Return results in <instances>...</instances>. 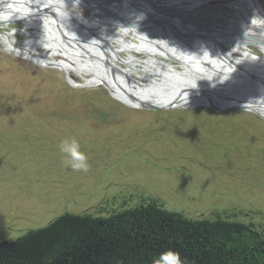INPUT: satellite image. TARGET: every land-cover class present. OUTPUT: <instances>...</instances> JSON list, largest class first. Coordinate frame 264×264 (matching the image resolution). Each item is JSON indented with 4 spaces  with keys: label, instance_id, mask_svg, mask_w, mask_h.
Returning <instances> with one entry per match:
<instances>
[{
    "label": "rangeland",
    "instance_id": "374dc122",
    "mask_svg": "<svg viewBox=\"0 0 264 264\" xmlns=\"http://www.w3.org/2000/svg\"><path fill=\"white\" fill-rule=\"evenodd\" d=\"M149 1L147 4H158L157 0ZM185 1L183 11L196 8L200 15L212 9L204 2L216 0ZM0 2L25 4L15 10L32 7L27 5L31 0ZM76 3L47 4L55 7L42 11L60 20L99 19L82 30L91 40L88 48H95L99 56L82 54L91 60L96 57L114 79L122 75L104 58L114 59L115 66L141 84L165 79V72L158 70L162 61L174 70L186 71L185 66L158 55V43L151 40L143 43L139 37L118 35L102 40V31L120 34L122 24L92 5H88L91 9L79 3L83 9ZM256 3L264 9V0H245L238 6L254 22L251 26L264 33V11ZM140 5L151 9L146 3ZM133 14L124 16L131 19ZM0 17V243L16 241L65 213L108 217L150 198L190 219L223 218L264 229V112H222L191 104L166 110L130 106L112 83L89 86L88 82L101 72L78 66L59 42L36 45L40 41L36 34L48 31L23 19ZM137 18H145L140 10ZM237 21L248 28L244 20ZM219 30L226 33L223 28ZM150 36L159 37L157 32ZM226 41L243 52L247 50L245 45ZM24 43L28 50L35 47L33 51L50 55V62L66 65L71 79L82 86H73L58 65L44 62L39 55L29 56ZM140 44L149 52L140 51ZM8 45L15 48L8 49ZM132 45L138 46L126 52ZM119 49L124 52L115 57L114 50ZM153 53L160 62L149 63ZM236 56L245 58L243 53ZM251 66L254 71H264L260 62H251ZM134 88L140 89L138 85ZM168 91L174 94L175 90ZM130 100L137 104L133 97ZM66 136L78 139L87 154L90 168L86 173L62 164L58 144Z\"/></svg>",
    "mask_w": 264,
    "mask_h": 264
},
{
    "label": "bare ground",
    "instance_id": "6f19581e",
    "mask_svg": "<svg viewBox=\"0 0 264 264\" xmlns=\"http://www.w3.org/2000/svg\"><path fill=\"white\" fill-rule=\"evenodd\" d=\"M157 1H158V4L161 6H165V7L172 6V8L177 10L179 15L182 12H184L181 8L182 4L188 2L185 0H157ZM243 1L245 0H216L215 2H204L208 6H212V9L204 13H201L200 15L198 13L199 11L196 8L189 9V10L186 9L185 11L190 16L196 17L198 21L200 22L199 24H202V26H204L208 32H214L217 38L221 37L219 39V41L221 42L220 44L230 47L232 49L231 51H229L231 56L236 58L237 57L236 54L243 53L245 57H248L249 56L248 51L251 49H254V48H251L249 44L256 48L259 47L264 42V33L259 31V28L255 26H251V24L254 22L249 21L248 15L242 10L243 8L238 6V5L243 6V4H240V2H243ZM63 2L67 3L64 5H68L73 2H78L82 4L85 3L84 6H87L88 8H91V9L92 7L88 5H92L94 8H97V6L93 5L94 3L99 6L104 7L107 11L104 13L108 15H110L109 14L110 12H113V13L115 12V13H118L124 16V14L127 15L128 13L132 12L134 13L133 14L134 16H132L131 18H134V19H139L137 18L139 14V10L144 16L154 17L160 21H164L165 18L167 19L170 17L169 10L162 8L157 3L147 4L151 2L149 0H141L140 2L138 0H31V2L27 3V5L32 6V7H28L26 9L21 8L19 10H15V7H20L22 5L25 7V4L13 5V4H10L9 2H6V3L3 2L4 4L0 2V8L2 10L0 15L4 16L7 20L11 18L17 19V20L23 19V20H26L28 25L30 24L36 27L40 26L43 30L48 31L47 33L36 34V36H38L37 38H39L40 40V41L35 42L36 45H39L40 43L45 42V41H51V43L59 42L63 46V48L66 50L69 57L73 61H75L78 64V66L88 67V68H91V70L98 69L101 72L100 75L94 77L88 82L89 86L100 85L102 83H112V85L116 88L118 93H120V95L123 96L125 101L128 104H130V106L131 105L138 106V105H141L142 103L146 104L148 103V100H159L158 104L157 103H154V104L159 105V106L165 105V104L167 105L174 104L176 106H182V105L188 106V104L189 105L191 104L192 106L217 105L221 107H231V106L239 105V106H244V107L246 106L252 107L257 112L258 111L264 112V87L242 79L233 68L225 66L224 64L217 63L216 60H214L213 62L209 61V63H204V60L200 61V59H198L197 56L192 54L186 47L174 41H170L168 38L161 35L160 32H157L159 37H156V36L151 37L150 35L155 33V30L137 32V30L126 28L124 25H121L122 28H119L121 31L120 34L114 35L110 33L111 31L110 32L102 31L100 38L102 40H110L111 36L118 35L120 37H127V36L128 37H133V36L139 37L141 41L142 40L144 41L145 39L151 40L155 43H158L157 47L155 46V48L158 50V55L162 56L163 58L165 57L167 59H170V57L177 58L178 60H180V62H183L186 71L184 73L183 72L179 73V71L174 70L173 66L167 64L166 63L167 61L166 62L162 61L161 62L162 68L158 70H161V73L165 72V74L167 75V76L163 75L165 79L162 82L141 84L140 82H136L134 78L129 77L128 75L130 74L128 72H126L125 70H121L117 66H115L114 59L104 58L103 60H105L108 63V65H110L111 67H115L117 72H119L122 75L121 79H114L112 76H110V73L107 71V68L102 66L99 61L95 60V58L99 56L98 55L99 52H97L95 48L93 49L88 48L89 44L91 43V40L89 36L87 37L82 32L83 28H85L87 25H90L98 21L99 19H95V17L94 18L88 17V18H82V19L66 18V19L60 20V19L53 18L49 16L46 12L42 11V9L47 10L48 7H55V6H49L47 4L53 5L57 3H63ZM141 3L142 4L146 3V5L150 7L151 9H148L149 11H147L146 9L143 8V6L140 5ZM64 5H61V6H64ZM257 6L259 8L260 5L257 4ZM30 9H35L38 11L35 13H31ZM262 10L264 11L263 8ZM63 11L70 17H74V14L70 13L66 9H63ZM20 13L21 14L24 13L25 15H20ZM218 18H221L222 20H217ZM208 19L213 21L215 25L211 24ZM226 19H228L227 20L228 23L224 22ZM230 19H235V20H230ZM239 19L244 20L245 25L248 28H244L243 26H240L237 21ZM37 21L43 22L46 27L45 26L42 27L40 24L37 23ZM60 23L62 25L60 26V29H58L57 26L60 25ZM120 23L118 22V24ZM100 25H103V24H100ZM104 25H107V24H104ZM220 28H223L226 32L228 31V28L231 29L233 33L236 34V37L238 39L235 37L232 38V36H230L228 39L229 40L232 39L231 41L234 42L235 44L242 43V45H245L247 47L248 51L245 50L243 52L239 48L231 45L229 41H226L227 39H224L222 35L223 33L220 32L221 30H219ZM232 31L230 32L232 33ZM148 35L149 37H147ZM62 37L64 39H62ZM108 43L110 44V42ZM145 44L147 43L145 42ZM24 45L25 47L29 46L25 43ZM81 45H84V48L81 47ZM137 46L132 45V46L127 47L126 52L132 51V49ZM146 47H147L146 45L140 44V47H138V49L142 52L147 53L149 51L146 50L147 49ZM9 48L11 49L15 47L8 45V49ZM123 52L124 51L120 49L114 50L115 57H117ZM33 53H35L36 55H39L40 59L43 60L44 62L55 64L56 66L58 65L59 69L64 70V72L66 71L67 75H70V72L68 68L66 67V65L62 64L61 62H54V63L50 62L48 60V57L50 55H46L45 52L39 53V51H36V52L33 51ZM82 53H85L86 55H90V56L96 55V57H93L94 59L91 60V59H88ZM154 53L149 63L153 62V64H156L157 61H159L158 59H156L155 57L156 55H154ZM242 59L244 60V58H238L237 60L239 61ZM251 61L260 62L262 64V66H260V70L261 71L264 70V58L263 59L254 58ZM246 64H247V68H249L253 72H257V71H254L255 69L253 66H251V62L246 63ZM257 74L261 75V72L260 73L257 72ZM205 75L207 76V78ZM128 80L134 81L136 85H134V82L129 83ZM70 81L73 83V86H82V84H79L73 81L71 77H70ZM118 81L120 83H118ZM137 85L140 87L139 90H141V92H139L138 89L136 90L134 88ZM124 86L127 88L129 87L128 90H126ZM106 87L110 89L108 86ZM152 89L156 91H153V92L148 91ZM171 89L175 90L173 92L174 94H171V92L168 91ZM110 91L112 92V95L115 97L113 90L110 89ZM147 93L150 95H148ZM132 97L133 99L137 100L135 101L137 104H134V100L133 101L130 100Z\"/></svg>",
    "mask_w": 264,
    "mask_h": 264
},
{
    "label": "trees",
    "instance_id": "16d2710c",
    "mask_svg": "<svg viewBox=\"0 0 264 264\" xmlns=\"http://www.w3.org/2000/svg\"><path fill=\"white\" fill-rule=\"evenodd\" d=\"M264 264V229L190 219L150 198L108 217L65 213L0 243V264Z\"/></svg>",
    "mask_w": 264,
    "mask_h": 264
},
{
    "label": "water",
    "instance_id": "95a60500",
    "mask_svg": "<svg viewBox=\"0 0 264 264\" xmlns=\"http://www.w3.org/2000/svg\"><path fill=\"white\" fill-rule=\"evenodd\" d=\"M93 5L97 6L98 11L100 12H107L106 9L102 6L97 4ZM75 6L83 7L78 2ZM162 8L169 10V18H165L164 21H160L154 17L145 16L143 20L141 19H134V18H127L126 16H122L118 13L110 12V16L115 20L121 22L126 28H131L137 30V32H145L147 30H155V32H160L161 35L168 38L170 41H174L184 47H186L192 54L197 56L200 61L204 60V63H209V61L216 60L217 63L224 64L230 68H233L238 75L248 82L258 84L264 87V72H261V75L257 74V72H253L249 68H247V64L252 62V59L264 58V44L262 43L257 49H251L248 51V57H245L244 60H237L239 56H233L229 53V48L220 44L219 38L214 35V33L208 32L196 17L190 16L186 11L182 12L180 15L178 14L177 10L172 8V6ZM90 12V11H89ZM92 12V11H91ZM129 19V20H128ZM209 20V19H208ZM211 24L215 25V23L209 20ZM121 27V26H119ZM154 32V31H153ZM220 35V34H218ZM224 39L229 38L230 36L236 37L235 33L226 32L222 34ZM221 35V36H222ZM238 39V38H237ZM232 40V39H231ZM239 45L242 43H238ZM171 60L181 64L184 66L183 62H180L177 58L170 57ZM185 63V62H184ZM180 73V72H179ZM260 73V72H258ZM70 80V76L68 75ZM110 91V89H109ZM112 93V92H111ZM186 105L176 106L174 104H165V105H156L151 103H142L138 105L139 108H146V109H174V108H183ZM216 109L218 111H231L235 109H243V110H252L256 111L252 107H244V106H231V107H221L217 105H204Z\"/></svg>",
    "mask_w": 264,
    "mask_h": 264
},
{
    "label": "clouds",
    "instance_id": "9594fccd",
    "mask_svg": "<svg viewBox=\"0 0 264 264\" xmlns=\"http://www.w3.org/2000/svg\"><path fill=\"white\" fill-rule=\"evenodd\" d=\"M61 162L74 172H87L90 168L87 154L81 150V144L74 136H66L58 144ZM173 264H182L179 254H174Z\"/></svg>",
    "mask_w": 264,
    "mask_h": 264
},
{
    "label": "flooded vegetation",
    "instance_id": "af4514ba",
    "mask_svg": "<svg viewBox=\"0 0 264 264\" xmlns=\"http://www.w3.org/2000/svg\"><path fill=\"white\" fill-rule=\"evenodd\" d=\"M28 43V42H27ZM27 48H29V47H24L23 49L25 50V51H28V55L29 56H36V54L35 53H33V49L35 48V47H31L30 48V50H28ZM35 51V50H34ZM40 53V52H39Z\"/></svg>",
    "mask_w": 264,
    "mask_h": 264
}]
</instances>
